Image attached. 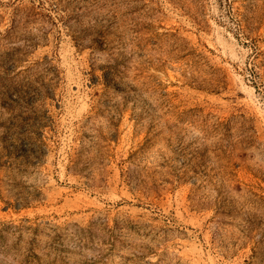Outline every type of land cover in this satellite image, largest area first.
Returning <instances> with one entry per match:
<instances>
[{"label":"rangeland","instance_id":"rangeland-1","mask_svg":"<svg viewBox=\"0 0 264 264\" xmlns=\"http://www.w3.org/2000/svg\"><path fill=\"white\" fill-rule=\"evenodd\" d=\"M0 264H264V0H0Z\"/></svg>","mask_w":264,"mask_h":264}]
</instances>
